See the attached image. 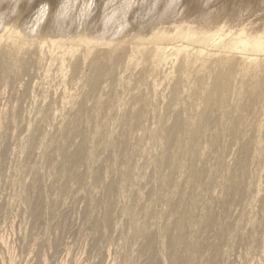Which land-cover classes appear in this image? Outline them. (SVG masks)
<instances>
[{
	"label": "rangeland",
	"instance_id": "374dc122",
	"mask_svg": "<svg viewBox=\"0 0 264 264\" xmlns=\"http://www.w3.org/2000/svg\"><path fill=\"white\" fill-rule=\"evenodd\" d=\"M0 66V264L173 260L181 208L264 264V0H0Z\"/></svg>",
	"mask_w": 264,
	"mask_h": 264
},
{
	"label": "bare ground",
	"instance_id": "6f19581e",
	"mask_svg": "<svg viewBox=\"0 0 264 264\" xmlns=\"http://www.w3.org/2000/svg\"><path fill=\"white\" fill-rule=\"evenodd\" d=\"M6 69L4 67L0 66V74H2ZM178 124L175 125L177 127ZM180 125H178V128ZM168 132V131H167ZM108 142H111L110 137L108 138ZM244 153L248 152V147H245L243 149ZM63 158L64 161L71 167V175L70 178L71 180H76L78 179V173L77 169L78 166L82 162V151L81 148H76L73 151H63ZM245 170V165H241V167L238 169V173L242 171V174ZM61 173L67 177L69 172H64V169H61ZM92 176V175H91ZM237 190L240 189V181L237 185ZM197 195V194H195ZM196 200V198H195ZM169 208H166L164 210V213L166 214L168 212ZM138 209L134 210V213L138 214ZM181 217L179 219V222L176 224V228L174 231L169 229L168 224L165 223V225L162 226L161 228V235L163 237V246L166 245V241L170 242V245L173 247V253L174 257L173 260L170 258L168 259V254H164L163 256H158L156 255V258H152L151 262L154 264H165V260L169 262V260L173 263L176 264L175 261L177 262V259L181 258V253H179V247L183 246L185 247L186 251H189L190 254V260L191 264H199V263H205V264H219L221 260V253L217 250V246L215 245H208L205 242L201 241L200 237L198 239L195 238L193 235L194 233H197L199 230L205 231L200 225H193L190 221L191 218V211L188 209L181 208ZM209 212L208 215V220L209 224L212 221V214ZM112 218L110 212H106V215L104 216V219L106 220V223L109 222V220ZM156 225V224H155ZM131 226L133 227L131 237L133 240L139 242L138 247L142 250L141 252L143 254L146 253H151L153 250H155L156 246V239L155 235L156 233H152L150 228L144 223V222H138L132 223ZM95 230H100L101 229V223H95L94 224ZM160 230V229H159ZM201 231V232H202ZM163 232V233H162ZM200 232V233H201ZM199 234V232H198ZM202 234V233H201ZM161 237V236H160ZM221 237V236H220ZM220 239V238H219ZM217 252V254H214ZM130 253L132 255V248L130 249ZM127 256V255H126ZM179 264V263H177Z\"/></svg>",
	"mask_w": 264,
	"mask_h": 264
}]
</instances>
